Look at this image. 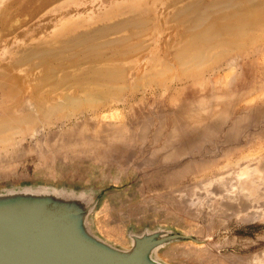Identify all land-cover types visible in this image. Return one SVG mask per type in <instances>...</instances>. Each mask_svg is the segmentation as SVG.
<instances>
[{
	"label": "rangeland",
	"instance_id": "obj_1",
	"mask_svg": "<svg viewBox=\"0 0 264 264\" xmlns=\"http://www.w3.org/2000/svg\"><path fill=\"white\" fill-rule=\"evenodd\" d=\"M9 1L0 0V10ZM76 1L58 4L82 5ZM6 39L5 61L26 42ZM237 51L198 79L168 75L161 88L145 83L49 127L29 128L0 146V184L109 186L100 215L110 235L125 238L130 225H174L209 238L168 246L163 253L180 264H264V39ZM148 59L118 62L133 72ZM28 67L15 71L24 75Z\"/></svg>",
	"mask_w": 264,
	"mask_h": 264
},
{
	"label": "bare ground",
	"instance_id": "obj_2",
	"mask_svg": "<svg viewBox=\"0 0 264 264\" xmlns=\"http://www.w3.org/2000/svg\"><path fill=\"white\" fill-rule=\"evenodd\" d=\"M60 1L10 0L0 10V43L9 35L26 41L14 43L7 61L0 52V146L127 89L160 87L168 75L195 80L213 61L264 39V0ZM137 56L151 59L133 72L118 62ZM24 64L26 73H17Z\"/></svg>",
	"mask_w": 264,
	"mask_h": 264
},
{
	"label": "water",
	"instance_id": "obj_3",
	"mask_svg": "<svg viewBox=\"0 0 264 264\" xmlns=\"http://www.w3.org/2000/svg\"><path fill=\"white\" fill-rule=\"evenodd\" d=\"M109 186L64 180L0 184V264H180L163 253L174 243H208L174 225L110 235L100 212Z\"/></svg>",
	"mask_w": 264,
	"mask_h": 264
}]
</instances>
